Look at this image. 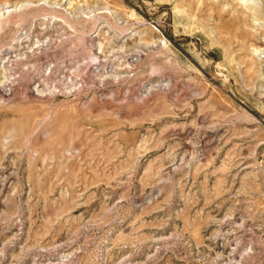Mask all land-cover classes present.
<instances>
[{"label": "rangeland", "instance_id": "1", "mask_svg": "<svg viewBox=\"0 0 264 264\" xmlns=\"http://www.w3.org/2000/svg\"><path fill=\"white\" fill-rule=\"evenodd\" d=\"M0 264H264V0H0Z\"/></svg>", "mask_w": 264, "mask_h": 264}]
</instances>
